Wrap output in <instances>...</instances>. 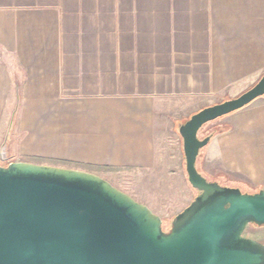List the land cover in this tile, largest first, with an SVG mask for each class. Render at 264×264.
<instances>
[{"label": "crops", "instance_id": "crops-1", "mask_svg": "<svg viewBox=\"0 0 264 264\" xmlns=\"http://www.w3.org/2000/svg\"><path fill=\"white\" fill-rule=\"evenodd\" d=\"M263 74L264 0H0V150L153 171L169 129ZM217 120L208 173L264 189V96Z\"/></svg>", "mask_w": 264, "mask_h": 264}, {"label": "water", "instance_id": "water-1", "mask_svg": "<svg viewBox=\"0 0 264 264\" xmlns=\"http://www.w3.org/2000/svg\"><path fill=\"white\" fill-rule=\"evenodd\" d=\"M262 96L264 74L179 127L188 181L199 193L169 231L160 215L102 176L12 161L6 142L0 150V264H264V243L244 235L250 224L264 226V189L224 186L197 166L211 140L200 138L202 127Z\"/></svg>", "mask_w": 264, "mask_h": 264}, {"label": "rangeland", "instance_id": "rangeland-1", "mask_svg": "<svg viewBox=\"0 0 264 264\" xmlns=\"http://www.w3.org/2000/svg\"><path fill=\"white\" fill-rule=\"evenodd\" d=\"M13 113L10 110V124L14 118ZM226 127V121L215 120L204 125L199 132V136L200 138L214 136ZM168 132L164 142L165 149L162 148L163 151L160 152V165L157 168L153 171H115L108 174L107 178L115 187L128 193L137 201L146 204L153 211L161 213L165 231H169L174 217L186 208L199 193L188 181L182 137L177 134L179 133L178 127L175 131L172 132L169 129ZM207 147L208 145L200 151L197 161L198 169L210 181H218L224 186L238 187L232 181L217 178L208 173L205 167ZM8 161L3 162V164H8ZM242 191L246 192L243 189ZM244 235L264 243V226L250 224L247 226Z\"/></svg>", "mask_w": 264, "mask_h": 264}, {"label": "trees", "instance_id": "trees-1", "mask_svg": "<svg viewBox=\"0 0 264 264\" xmlns=\"http://www.w3.org/2000/svg\"><path fill=\"white\" fill-rule=\"evenodd\" d=\"M219 132H221V131H219ZM218 133V132H217ZM213 135H211V137H212Z\"/></svg>", "mask_w": 264, "mask_h": 264}]
</instances>
